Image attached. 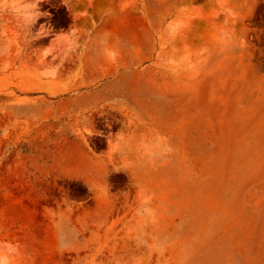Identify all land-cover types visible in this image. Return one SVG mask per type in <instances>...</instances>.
<instances>
[{
    "label": "rangeland",
    "instance_id": "374dc122",
    "mask_svg": "<svg viewBox=\"0 0 264 264\" xmlns=\"http://www.w3.org/2000/svg\"><path fill=\"white\" fill-rule=\"evenodd\" d=\"M0 120V264H264V0H0Z\"/></svg>",
    "mask_w": 264,
    "mask_h": 264
},
{
    "label": "bare ground",
    "instance_id": "6f19581e",
    "mask_svg": "<svg viewBox=\"0 0 264 264\" xmlns=\"http://www.w3.org/2000/svg\"><path fill=\"white\" fill-rule=\"evenodd\" d=\"M101 97V95H97V94H94V95H91V96H89L87 99H88V101H89V103L90 102H95L97 99H99ZM7 118H8V116H6ZM1 121V120H0ZM0 123H2V122H0ZM82 150H84V149H82ZM86 150V149H85ZM83 151V153H84V155L87 157V159L92 163V162H94V159H93V157H91L90 155H88V153H86V151ZM39 204V203H38ZM28 205H29V203H28ZM30 205H31V203H30ZM35 207H36V205H35ZM36 210L38 209V206H37V208H35ZM34 209V210H35ZM38 214H40L39 212H38ZM90 216V215H89ZM37 217H39V215L38 216H36V218ZM42 217V216H41ZM47 217V216H46ZM38 219V218H37ZM55 256H56V254L55 253H53ZM57 257V256H56ZM54 258V257H53Z\"/></svg>",
    "mask_w": 264,
    "mask_h": 264
},
{
    "label": "flooded vegetation",
    "instance_id": "af4514ba",
    "mask_svg": "<svg viewBox=\"0 0 264 264\" xmlns=\"http://www.w3.org/2000/svg\"><path fill=\"white\" fill-rule=\"evenodd\" d=\"M101 136H102V137H107L106 135H101ZM104 142H105V143H107V142H108V140H107V139H105V140H104ZM95 143H96V144H100V143H101V141H100V140H99V141L97 140Z\"/></svg>",
    "mask_w": 264,
    "mask_h": 264
}]
</instances>
